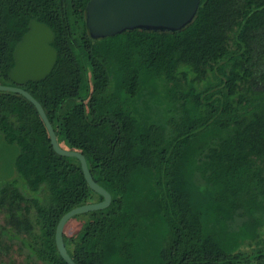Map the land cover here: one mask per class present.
Returning <instances> with one entry per match:
<instances>
[{"label": "trees", "instance_id": "obj_1", "mask_svg": "<svg viewBox=\"0 0 264 264\" xmlns=\"http://www.w3.org/2000/svg\"><path fill=\"white\" fill-rule=\"evenodd\" d=\"M88 1L0 0V83L15 84L9 71L30 19L49 25L55 65L20 86L112 194L79 228L66 224L70 255L78 264H264V0H201L180 30L104 37L89 31ZM0 132L19 147L16 175L0 186V264H68L59 219L103 195L78 157L54 150L23 94L0 90Z\"/></svg>", "mask_w": 264, "mask_h": 264}, {"label": "water", "instance_id": "obj_2", "mask_svg": "<svg viewBox=\"0 0 264 264\" xmlns=\"http://www.w3.org/2000/svg\"><path fill=\"white\" fill-rule=\"evenodd\" d=\"M201 0H89L86 6V21L94 37L114 35L125 29L141 27L153 30L177 31L195 17ZM53 29L46 23L31 18L29 28L14 50L15 65L9 71L12 84L0 83V90L23 94L37 108L47 128L54 150L66 156L79 158L89 186L103 195L102 200L77 205L65 212L56 226L57 248L68 264H78L70 255L64 240L68 220L76 215L108 207L112 202L111 192L92 175L85 154L76 149L63 147L57 139L55 128L42 103L27 89L20 86L29 80H41L52 71L58 51L51 45Z\"/></svg>", "mask_w": 264, "mask_h": 264}, {"label": "rangeland", "instance_id": "obj_3", "mask_svg": "<svg viewBox=\"0 0 264 264\" xmlns=\"http://www.w3.org/2000/svg\"><path fill=\"white\" fill-rule=\"evenodd\" d=\"M18 152V145L6 141L3 134L0 132V186L16 175L15 159ZM85 220L86 216L84 214H79L67 223V228L70 231L75 230L79 228ZM161 231L162 229L159 231L160 234ZM4 258L0 256V260Z\"/></svg>", "mask_w": 264, "mask_h": 264}]
</instances>
